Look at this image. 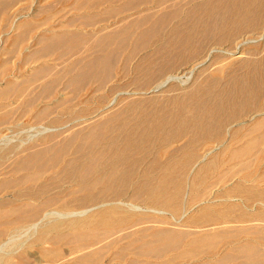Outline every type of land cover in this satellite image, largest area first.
<instances>
[{"label":"bare ground","instance_id":"1","mask_svg":"<svg viewBox=\"0 0 264 264\" xmlns=\"http://www.w3.org/2000/svg\"><path fill=\"white\" fill-rule=\"evenodd\" d=\"M19 1L0 0V20L1 18L5 19L4 15ZM114 1L117 0H82L79 4L91 3L92 6H96L102 2ZM251 5L255 6V9L250 8ZM132 6V0L130 2L128 0L123 8L131 9ZM183 6L182 3H178L173 6L172 10L159 16L147 15L139 22L132 21L115 32H107L98 37L92 44V47L98 51V55L90 61L82 62L81 67L74 71L66 83V86L73 89V92L80 91L81 85L87 80L94 79L104 85L113 79L117 50L125 47L127 40L132 36L137 39L136 50H143L153 42L157 45L163 42L162 46H157L155 50L156 55L159 56L158 60L154 61L152 56L147 55L141 63L136 65L137 70L144 66L143 63L149 64V67L143 71L144 76L141 78V84L138 85L141 90L135 94H143L142 91L149 88H155L151 89L152 91L168 89L161 91L160 95L147 98L135 97L132 100L130 98V101L128 100L129 102L122 108L123 110H119L120 105L118 110L111 111L108 107H102L88 111V113L85 111L86 113L82 114L79 119L83 123L84 121H96L97 118L99 120L108 119L107 122L98 126H93L94 122L88 123L90 127H86V131L75 134L72 140L63 147V149H68L69 145L75 141V144H79L77 152L86 153L82 157L65 159L64 156L59 157V154H47L48 148H45L32 151L21 161H16V164H13L15 167L9 171L10 174L29 170H36V174H27L19 179L3 180L0 186L9 187L12 184L19 186L39 181V178H42L41 173L43 174L47 168L46 165L41 164L45 159L55 160L46 171L55 168L63 161L65 164L59 173L56 172L58 174L54 177V181L43 183L39 190L31 196L44 195L54 187V184H58V182L60 184L61 181L73 182L78 178L81 186L66 194H53L40 204L2 203L0 205V264H53L60 260L61 254L64 255L66 246H68L70 254L74 255L75 262L73 264H104L113 246H118L120 249L111 254L108 264H179L190 262L202 255L213 257V264H264V248L258 245H264V242H260L261 239H264L263 220L257 221L263 223L246 224L247 226H244L238 235L227 234L230 229H227L228 226H223L225 222L248 223L245 219H228L237 214L238 204L224 202L222 203L224 207L213 206V210L211 205L205 201L203 193L206 190L201 192L194 188L191 191V197L185 190L189 182H192L195 187L200 179H211L213 172L216 173L214 184H221L224 181L225 173L220 171L221 157L223 156L220 155L228 153L224 148L225 142H223V136L226 134L225 129L229 122L235 123L243 117L242 112L246 114L260 108L258 105L256 108L255 104L259 102V96L264 91V59L255 63L251 62L253 64L249 67L250 61L241 62L240 65L247 67V70L243 74H236L233 82L225 83L220 87H218V81L214 80L204 87L199 85L193 89L190 88L191 90H184L185 92L182 94L170 95L172 87H169V84L176 82L179 76H172L173 74L168 76L170 74L168 73L166 79L160 81L161 76H164L169 70L179 67L180 64L188 60L199 58L200 55L203 56L211 41L217 45H224L241 32H245L246 28L257 29L261 25L263 27L264 18L261 16V11L264 9V0H211L186 10ZM169 19H179V21L172 27L168 39L163 40L161 31L170 24ZM144 24L148 28L136 32L137 27H143ZM231 24L235 27L228 30L227 26ZM34 25L35 22H16L17 31L25 28L23 33H17V41L14 44L19 46L17 47L19 52L24 41L28 39L27 34L29 35L30 30L35 27ZM262 38L264 39V32ZM84 39L87 37L66 34L40 38V48L31 52L30 55L28 54V62L35 58L38 61L50 54H58L60 58L61 56L63 58L65 54L73 53L84 46ZM256 42L258 41H245L242 44L235 42L238 46L236 49H239L241 45ZM201 50L203 53H199ZM207 55L204 58H207ZM153 63L154 65H152ZM33 71V79L34 77L35 79L50 77L48 63H42ZM223 72L224 67H220L216 74L219 75ZM190 73L189 75H191ZM187 77L189 80L191 76ZM29 80L28 77L22 84H13L11 81L6 88L0 90V99H9L13 94L21 92L20 90L23 91V86L32 82ZM186 84H188L187 80L182 85ZM49 85L50 83L41 89V96L51 98L55 94L56 90L52 91ZM208 93L211 94V97L207 96ZM163 97L169 98L165 100ZM117 99L109 101L108 106L117 103ZM55 102L60 107L66 102V98ZM30 105L32 106L33 102ZM57 106L56 108H58ZM149 106H153L152 112H147ZM51 110L50 107L41 109L38 117L48 118ZM165 110L172 111V113L169 114ZM137 111L142 112L137 117L138 120L129 124L131 119L129 115ZM181 111L190 113V117L182 115ZM7 113L0 114V125L6 122ZM260 114L258 113L259 116ZM255 120L256 123L246 135L254 134L264 127V117L260 119L256 117ZM54 121L57 119L55 118ZM72 124L81 123L76 120ZM171 125L175 126L174 132H169ZM63 128L49 133L43 137V140L45 138L52 139L58 135V132H62L60 130ZM179 135L208 142L207 147H204L205 154L213 155L209 159H206L207 156H201V161L195 162L194 166H191V160L195 158L194 154H199L194 150L182 161L170 158L171 161L164 166H160L156 159L143 167L142 180L140 178L137 182L136 177L140 175L144 161L135 160L129 154L130 150L139 144L143 148L153 138H163L166 142ZM238 135H240V130L236 128L230 134L231 140L237 139ZM105 140L109 150L100 147ZM121 141L124 142L123 148L119 146ZM261 141L260 136V138L247 142L242 148L232 149L230 151L231 162H235L241 157L240 154L246 155L254 152ZM212 143L217 146L212 147L210 145ZM3 151L4 149L0 150V154H3L0 155V171L5 157L12 152V149ZM154 169L158 175L152 177L150 174ZM236 169L238 168L236 167ZM61 175H64L65 178L60 179ZM131 189L133 194L130 199H124L127 191ZM240 190L241 187L236 184L229 190V193L235 194ZM185 194L188 195V198L190 197L189 201L194 205L191 206L188 201L190 207L183 211ZM257 196L264 199V190L260 189ZM195 207L199 211L192 215L189 214ZM243 213H247V211ZM252 213L262 217L264 209H259L257 212L254 210ZM165 214H169L170 217L163 216ZM183 219L184 221H182ZM179 225L185 227H179ZM193 225L202 228V230L189 229ZM71 226H75L76 230H67ZM56 230L61 233L50 234ZM242 235L252 236L253 243L251 241H234L237 238H242ZM186 239H188L187 242ZM235 242L239 244L235 245ZM128 254L134 255L133 258ZM167 257L169 259L163 261ZM149 260L153 262H149Z\"/></svg>","mask_w":264,"mask_h":264},{"label":"rangeland","instance_id":"2","mask_svg":"<svg viewBox=\"0 0 264 264\" xmlns=\"http://www.w3.org/2000/svg\"><path fill=\"white\" fill-rule=\"evenodd\" d=\"M130 1L131 0H129V2ZM206 1L209 2L211 0H132L133 8L131 9L123 8V5L127 3L128 0L102 2L96 6H92L91 3L79 4L80 2H82V0H20L19 2H17L9 10V12L4 15L5 19L1 18L0 20V90L6 88L11 81H13V84H22L29 77V81L32 82H28L29 85L27 84V86H23V91L20 90L21 92L19 93H17L16 91L17 94H13L9 99H0V114L8 112V116L5 120L6 122H3V124L0 125V150L4 149V151H7L9 149H12V152H10L8 156L5 157V161L2 164L3 170L1 169L0 171V183L3 180H8L11 178L19 179L27 174H36V170L19 171L17 174H10L9 172L15 167V165L13 164H16V161H21L28 154L35 150L48 148L47 154H59V157L62 158L64 156L65 159H73L84 156L86 154L85 152H77L76 149L79 147V144H75V141H73L69 145L70 147L68 149H63V147L67 144V142L72 140L75 134H80L81 132L86 131V129L90 127L88 126V123L94 122L93 126H98L107 122L108 119L107 118L99 120L97 118L96 121H84L83 123V121H80L79 119L81 118L82 114L86 113L85 111H87L88 113V111H94L102 107H108L111 111L118 110L120 105L121 106L119 110H123L122 108H124L127 102L130 101V98L132 100L135 97L147 98L153 95H160L159 93L161 91L168 89L165 88L161 90L152 91L155 88H149L144 89V91H142L143 94H135L138 93L139 90H141L139 89L138 85L141 84V78L144 76L143 71L146 69V67H149V64L143 63L144 66L141 67V69L137 70L136 65L141 63L143 58L147 55L152 56L154 61L158 60L159 56L156 55L155 50L157 46H162L163 42L158 43V45L153 42L150 46L143 50H136L135 46L137 39L135 36H132L129 37V39L127 40V45L125 47L117 50V56L115 58V68L113 71V79H111L104 85L94 79L87 80L83 85H81L80 91L73 92V89L67 87L66 83L68 82L69 78H71L74 71L81 67L82 62L90 61L92 58L98 55V51L96 50V48L92 47V44L96 41L98 37L106 34L107 32H115L123 28L125 25L132 23V21L139 22L144 19L147 15L159 16L164 12L172 10L173 6L178 3H182L184 5V9L186 10L191 7L194 8L196 5H200ZM252 5L249 7L255 9V6L252 7ZM261 12V16L264 18V9ZM181 18L179 19L181 20ZM179 19H169L170 24H168L163 29V31H161V38L163 40L168 39L172 27L176 25V23H178ZM16 22H35V27L33 28V30H30L31 32H29V35L27 34L28 39L24 41L20 52L19 48H17L19 46H15L14 44L17 41V33H23L25 28H23V30L20 29L19 31H17ZM261 26L259 28L257 27V29L254 27L246 28L248 31L245 29L246 31H243L244 33L241 32V34L237 35V37H233L231 39L232 42L231 40H229L227 43H224V45H217L214 41H211V44L206 47L207 49L204 51L203 56L200 55L199 58H193L183 64H180L179 67H175L174 69L169 70L164 76H161L160 81H164L168 73H170L168 74V76L172 74V76H179L177 80L180 82L176 80V82L169 84V87H172V90L170 91L171 93H169L170 95H177L179 93L182 94L187 90H191L190 88L193 89L195 88V86L199 85H201V87H204V85H207L211 81L213 82L214 80L218 81V87H220L221 85H225V83L233 82V80L235 79L234 76H236V74H243V72L247 70V67H243V65H240L241 62L250 61V64H248L249 67L253 63L259 62L264 59V39H261V36L264 32V25L263 27ZM234 27L235 26H232L231 24L227 26V29L231 30ZM146 28H148L146 24H144L143 27L138 26L136 32H139ZM253 29L256 30L253 31ZM60 34L80 35L82 37H87V39L83 40L85 41L84 46L75 50V52L73 53L65 54L63 58L62 56L60 58L58 54H50L45 58L39 59L38 61L35 58L31 62H28V54L30 55L31 52H34L40 48V38H49L53 35ZM252 40H256L258 42L246 45L244 44L239 46V49H236L238 47L236 43L242 44L245 41L248 42ZM215 49L218 51H216ZM201 52L203 53V50H201L199 53ZM206 55L208 57L204 58L206 57ZM203 62L204 64H202ZM251 62L253 63L251 64ZM42 63H48V65L50 66V71L48 72L50 77L46 79H35L34 77V80L32 75L34 72L33 70L41 66ZM152 65H154V63ZM220 67H224V72L218 75L216 73ZM192 70L193 72L190 73ZM189 73L191 75H189ZM182 75L184 76L182 77ZM186 76L191 77L188 80V77L186 78ZM186 80L188 84L183 86L182 84L186 82ZM39 82H41V84H38ZM49 83L51 90H56V92L51 98H45L46 96H41V89ZM207 96L211 97V94L208 93ZM65 98L66 102L62 106L58 107L55 101L63 99L65 100ZM114 98H118L117 103L108 106L109 101H112ZM163 98L167 100V98L169 97ZM32 102L33 105L31 106L30 104ZM257 103L255 104V107L258 108V105L260 106L259 109L248 112L246 114L245 112H242L243 117H241L235 123L229 122L227 124V127L225 129L226 134L223 136V142H225L224 148L227 150L228 153L220 155L223 156L221 157L222 167L220 171L226 173L227 167L232 166L233 163H236L235 160H233L235 162H231L232 159L230 151L232 149L242 148L246 145L247 142H250L252 139L260 138L261 136L262 141L257 145L255 151L251 154H258L254 159V162L257 164V166H259V173H261V178L259 181L260 188L264 189V127L255 132L254 134L246 135L251 131L252 126H254V123H256L255 118L257 117V119H260L261 117H264V107H261L264 106V91L263 94L259 96V102ZM56 106L58 108H56ZM46 107L52 108L48 115V118L38 117L40 110ZM152 108L153 106H149V108H147V112H152ZM166 112L169 114L172 113V111ZM141 113L142 112L139 113V111L132 112L129 115V117H131L130 123L129 121L128 123H135L136 120H138L137 117H139ZM183 113L181 111L182 115L189 117L191 115L187 112ZM258 113H261L260 116L258 115ZM55 118L57 119V121H54ZM75 119L81 124H72L76 122ZM59 128H63V130H60L62 132H58V135L54 136L52 139L45 138L43 140L44 136H47L49 133L59 130ZM236 128L240 130V135H238L237 139L231 140L230 134ZM174 131L175 126L171 125L169 127V132ZM208 144V142L197 141L190 136L179 135L166 142H164L163 138H153L151 141H149L147 145L145 144L143 148H141L140 144L137 145L136 147L132 148L129 152V154H131L135 160L144 161V165L142 164V167L140 169V175L137 176L138 178L136 177V179H138L136 181L138 182L143 176V173H141L143 167H145L148 163L150 164L151 162L156 161V159L159 161L160 166H164L169 161H171L170 158L176 160L180 159V161H182L193 150L194 152H198L199 154H194L195 158L191 160V166H194L195 162L197 163L201 161V156H207L206 159L211 158L213 154H205L204 147H207ZM210 145L214 148L217 146V144L215 145L214 143ZM119 146H121L120 148H123L124 142L121 141L119 143ZM100 147L104 150H109V146L106 140L101 144ZM54 161V159H51L49 161L45 159L41 162V164L46 165V167L48 168L54 163ZM64 164L65 161H63V163L57 164L55 168H51L48 171H46V168L45 172L43 174L41 173L42 178H39V181L37 182H30L28 184H21L19 186L12 184L13 187H11L12 185L9 187L5 185L0 186V205L2 203H12L15 205L28 203L40 204L53 194H66L69 193L72 189H78L81 186V183L77 178L75 181H73L74 183L61 181V183L59 184L58 182V184H54V187H52L44 195H41L39 197L31 196V194H35V192L39 190L43 183H51L52 181H54V177L60 172ZM215 174L216 173L213 172V174L211 175V179H200L195 187L192 182H189L185 190L186 192H188V194H190V197L192 196L191 191H193L194 188H197L196 191L201 192H204L206 190L208 192L205 193V191L203 193L205 194L204 196L206 203L208 202L207 204H209L211 202H214L216 204L214 206H217L216 208H221L224 207L222 206V203L225 202L222 198H225V196H227L226 191L228 189V186L233 184V182L236 181V178H234L235 180H233V182H221V184L219 183L216 185L214 184ZM150 175L152 177H155L158 175V172L156 171V169H154ZM59 178L63 179L65 177L64 175H61ZM132 194V189L127 191L124 199L129 200ZM238 195L239 194L232 195L231 197H235L233 198V200L239 203L240 200H238ZM190 197L188 198V195L185 194L184 211L187 210V207H190L188 205ZM189 204L191 206L194 205L191 203V201H189ZM258 208L263 209L262 206H259ZM195 211H198L197 207ZM236 213H241L240 206L236 208ZM163 216L167 218L170 217L169 214H165ZM252 223L257 224L263 222L255 221L245 223L234 221L225 222L223 226H228L227 229H230L227 234L238 235L239 231H241L244 226H247L246 224ZM179 227L185 226L179 225ZM67 230L75 231L76 229L75 226H71ZM58 233H61V231L56 230L50 232V234L52 235ZM225 240L230 241L233 239ZM250 240L237 238L234 241L245 242ZM185 241L187 242L188 239H186ZM260 242L263 243L264 239H261ZM238 244L239 243L235 242V245ZM67 248L68 246H66L63 252L65 256L62 254L61 256H59L61 261L59 260L58 262H53V264H73L75 262V259L73 258L74 255H71ZM119 249L120 248L118 246H113L109 251L108 257L105 259L104 264H108L111 254L119 251ZM128 256L133 258L134 255L128 254ZM169 257L165 258L163 261H167ZM203 257L209 256L202 255L199 258H196L190 262H181L179 264H213V257H209L208 260L204 262H197V260ZM69 259L71 260L65 261ZM149 262L153 261L149 260Z\"/></svg>","mask_w":264,"mask_h":264},{"label":"crops","instance_id":"3","mask_svg":"<svg viewBox=\"0 0 264 264\" xmlns=\"http://www.w3.org/2000/svg\"><path fill=\"white\" fill-rule=\"evenodd\" d=\"M240 156L241 157H239L236 160V163H233L232 166L227 167L226 173L225 174L223 173L224 174V181L223 182H225V183H227V182L229 183L230 181L233 182V180H235L234 178H236V181L233 182V184H231V185L229 184L230 186H228V189L226 191L227 196H225V198H222V199L227 203L233 202V203L238 204V206L241 207V213L234 215V216H232V218H228V219L229 220H231V219L232 220L245 219L246 222L259 221V220L264 221V215H261L262 217H260V215H254L252 213V212H254V210H256V212H257V210H259V208H258L259 206H262L264 209V206H263L264 205V199H260V197L257 196V195H259V191L261 189L260 183H259L260 178H261L260 177L261 173H259L260 169H259V166H257V164L254 162V159L256 158L257 155L256 154H246V155L240 154ZM250 159H252V160H250ZM242 163L244 165H241ZM235 164H236V166H235ZM240 165H241V167H240ZM236 167L238 169H236ZM233 172H235V173H233ZM206 180H207V178H206ZM236 184H238L241 187V190L236 192V194H239L238 195L239 196L238 200H240L239 203L235 202V200H233V198H235V197H231L232 195H236V194L229 193V190ZM262 190H264V189H262ZM261 200H262V202H261ZM213 203L212 202L209 203V205H211L212 208L214 205H216L215 203L214 204ZM261 204H263V205H261ZM184 209H183V211H184ZM195 210H196V207L189 214L192 215V214L197 213ZM244 211H247V213H243ZM184 219L182 221H184ZM197 228L198 227H195L193 225V227L191 229L202 230V228H199V229H197ZM251 237L252 236L242 235V238L244 240H250V239H252ZM251 242L253 243V241H251ZM258 245L264 248L263 244H258ZM208 258L209 257H203V258L197 260V262H204V261L208 260ZM161 261L162 260H159V262H161Z\"/></svg>","mask_w":264,"mask_h":264}]
</instances>
